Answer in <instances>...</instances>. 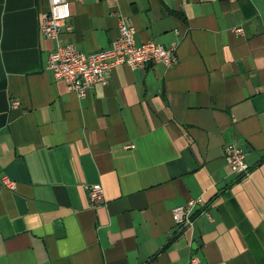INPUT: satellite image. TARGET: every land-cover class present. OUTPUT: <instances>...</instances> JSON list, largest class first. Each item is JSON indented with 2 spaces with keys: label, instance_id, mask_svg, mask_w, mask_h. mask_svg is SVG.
<instances>
[{
  "label": "crops",
  "instance_id": "0c3cea01",
  "mask_svg": "<svg viewBox=\"0 0 264 264\" xmlns=\"http://www.w3.org/2000/svg\"><path fill=\"white\" fill-rule=\"evenodd\" d=\"M67 1L62 42L107 48L125 17L177 61L115 65L80 97L44 67L49 1L0 0V264H264V0Z\"/></svg>",
  "mask_w": 264,
  "mask_h": 264
},
{
  "label": "built area",
  "instance_id": "2783aa9c",
  "mask_svg": "<svg viewBox=\"0 0 264 264\" xmlns=\"http://www.w3.org/2000/svg\"><path fill=\"white\" fill-rule=\"evenodd\" d=\"M48 1V8L40 13L39 29L47 38L55 40L56 44L47 53L44 67L56 79L64 81L68 88L80 97L85 96L93 84H106L108 72L115 65L122 63L131 67L149 63L172 65L177 61L176 43L168 46L153 40L137 43L134 39L135 28L125 17H120L117 36L107 48L85 52L72 41L62 42L59 38L60 33L72 28L67 22L70 16L69 3L67 0ZM235 31L242 32V28L236 27ZM18 105V98L10 100L11 107ZM125 146L132 147L133 144L129 143ZM224 158L230 171L235 175L248 170L249 165L245 161L244 151L240 146L234 143L226 144ZM2 183L7 187H14V181L6 175L2 177ZM88 196L92 201H100L103 198V187L100 184L90 185ZM204 204L202 197H190L183 203L173 206L175 227L179 230L192 225L197 210ZM202 210L206 211V208ZM197 260L196 256L190 257L191 262Z\"/></svg>",
  "mask_w": 264,
  "mask_h": 264
},
{
  "label": "trees",
  "instance_id": "16d2710c",
  "mask_svg": "<svg viewBox=\"0 0 264 264\" xmlns=\"http://www.w3.org/2000/svg\"><path fill=\"white\" fill-rule=\"evenodd\" d=\"M248 169H249V167H248ZM243 174H245V173H241V174L237 175V177L242 176Z\"/></svg>",
  "mask_w": 264,
  "mask_h": 264
},
{
  "label": "water",
  "instance_id": "95a60500",
  "mask_svg": "<svg viewBox=\"0 0 264 264\" xmlns=\"http://www.w3.org/2000/svg\"><path fill=\"white\" fill-rule=\"evenodd\" d=\"M243 150H245V147H244V145H242V147H241Z\"/></svg>",
  "mask_w": 264,
  "mask_h": 264
}]
</instances>
